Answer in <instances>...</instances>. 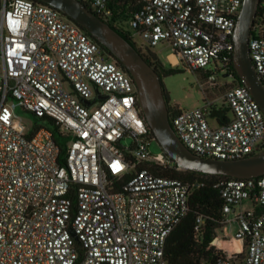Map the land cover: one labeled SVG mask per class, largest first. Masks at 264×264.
<instances>
[{"label":"built area","instance_id":"built-area-1","mask_svg":"<svg viewBox=\"0 0 264 264\" xmlns=\"http://www.w3.org/2000/svg\"><path fill=\"white\" fill-rule=\"evenodd\" d=\"M80 1L141 53L167 43L178 64L193 71L214 64L234 78L243 0ZM250 56L264 80V21L252 29ZM207 83L227 86L222 98L233 116L212 125L214 101L171 107L182 142L221 159L263 151L264 111L249 88L209 73ZM14 100L37 117V130L18 121ZM49 118L68 138L64 162ZM152 132L133 77L81 26L46 3L0 0V264H175L166 242L198 183L157 173L174 163L164 150L151 152ZM218 184L224 225L236 229L217 235L223 255L212 264H264V175ZM203 224L198 216V232Z\"/></svg>","mask_w":264,"mask_h":264},{"label":"water","instance_id":"water-1","mask_svg":"<svg viewBox=\"0 0 264 264\" xmlns=\"http://www.w3.org/2000/svg\"><path fill=\"white\" fill-rule=\"evenodd\" d=\"M40 1L59 9L86 29L125 67L137 85L139 103L155 140L180 169L237 178L264 175V150L233 159L204 157L192 152L171 124L161 74L130 40L80 0ZM260 4L261 0H243L234 33V66L264 111V80L256 71L250 56V37ZM222 111L217 109L211 117H221Z\"/></svg>","mask_w":264,"mask_h":264},{"label":"trees","instance_id":"trees-1","mask_svg":"<svg viewBox=\"0 0 264 264\" xmlns=\"http://www.w3.org/2000/svg\"><path fill=\"white\" fill-rule=\"evenodd\" d=\"M34 1L44 3L40 0ZM109 2L112 5L116 2V0H109ZM119 7L122 9L121 13L125 18L130 16L128 13L132 11L131 9H127L125 5H119ZM262 19H264V6L260 4L255 25L264 21ZM84 31L92 36L86 29H84ZM119 32L130 40L125 32L122 30H119ZM94 39L97 41L96 38ZM99 45L103 50H105L108 58L116 59L107 47L101 43H99ZM142 54L145 59L161 74L162 78L183 72V70L178 66L166 67L158 55L150 49L147 53ZM229 65L230 71L235 79V83H233V85H244L234 66V53L231 55ZM164 94L168 107L171 111L169 103L171 98L165 86ZM222 113L224 118L227 119L226 114H224L225 112L222 111ZM31 115L34 117V123H36L34 126L35 131L39 127L37 123L38 120L32 113ZM49 120L53 138L61 149L59 160L64 162L68 138H66L60 131V128L54 119L49 118ZM151 134L155 139L154 133L152 132ZM173 163V167L156 168L157 173L173 178L184 179L186 181H197L198 185L193 188L190 195L189 210L187 214L181 219L167 239L165 257L170 262L175 264H212L223 255V252L217 249L215 245V241L217 240V230L224 225V200L221 196L218 182L221 178H230L231 176L182 170L178 168V165L174 160ZM129 176L130 175H127L124 179H127ZM117 189H119L118 186ZM198 216H203L204 218V224L200 232L196 230Z\"/></svg>","mask_w":264,"mask_h":264},{"label":"rangeland","instance_id":"rangeland-1","mask_svg":"<svg viewBox=\"0 0 264 264\" xmlns=\"http://www.w3.org/2000/svg\"><path fill=\"white\" fill-rule=\"evenodd\" d=\"M127 27H130L128 22L126 23ZM141 40L138 38V43L140 45ZM144 48V47H143ZM150 50L154 51L161 61L165 64L166 67H171V63L169 60V54L173 51L171 46L167 43H161L158 46L150 48ZM146 53L148 52L147 49H143ZM183 72L172 74L169 76L163 77V84L166 90L169 92L170 95V106L171 107H181V109H193L198 106L206 105L209 101H214L213 108H218L223 111H227V115L232 118L233 114L228 109V105L222 98L227 86H222L218 88H213L208 85V73L214 74L217 78V81L220 83L229 82L233 85L234 78L231 77H224V72L219 71L216 69L214 64L208 65L205 69L200 70H190L184 64L178 65ZM208 71V72H206ZM201 84L204 85L202 88ZM236 85V84H235ZM11 106L13 108L14 114L17 117L18 121L21 124L27 125L30 127L34 122V117L31 115L30 112L26 111L22 104L17 101H11ZM207 106V105H206ZM207 107H210L209 105ZM211 110V108H210ZM210 123L212 125H218L216 117L209 116ZM50 125V121L48 122ZM132 139L131 138H124L122 143L124 145H130ZM150 150L152 153L157 154L163 151L161 146L156 140H153L150 144ZM251 203L249 201L244 202V206L251 207ZM232 216V214H230ZM236 229L235 222H228L227 224L223 225L221 228L217 230V235L223 237L225 235L234 234ZM218 249V247H216Z\"/></svg>","mask_w":264,"mask_h":264},{"label":"crops","instance_id":"crops-1","mask_svg":"<svg viewBox=\"0 0 264 264\" xmlns=\"http://www.w3.org/2000/svg\"><path fill=\"white\" fill-rule=\"evenodd\" d=\"M172 57H174V56L171 55V54H169V60H170L171 66H178V65H180V64H178V59L175 57V58H176V61H174V60L172 59ZM177 64H178V65H177ZM179 108H181V107H179ZM220 110H221V109H220ZM224 112H225L224 114H226V116H227V119L230 118V117L227 115V111H224ZM227 119L224 118L223 113H222L221 117H216V120H217V123H218V124H220V123L226 121Z\"/></svg>","mask_w":264,"mask_h":264},{"label":"flooded vegetation","instance_id":"flooded-vegetation-1","mask_svg":"<svg viewBox=\"0 0 264 264\" xmlns=\"http://www.w3.org/2000/svg\"><path fill=\"white\" fill-rule=\"evenodd\" d=\"M217 109H218V108H214V109L210 110V111H209V116H211L212 113L216 112Z\"/></svg>","mask_w":264,"mask_h":264},{"label":"bare ground","instance_id":"bare-ground-1","mask_svg":"<svg viewBox=\"0 0 264 264\" xmlns=\"http://www.w3.org/2000/svg\"><path fill=\"white\" fill-rule=\"evenodd\" d=\"M174 56V55H173ZM172 59L174 60V61H176V58H175V56L174 57H172ZM215 243H221L218 239L215 241ZM237 247H238V245H237Z\"/></svg>","mask_w":264,"mask_h":264}]
</instances>
